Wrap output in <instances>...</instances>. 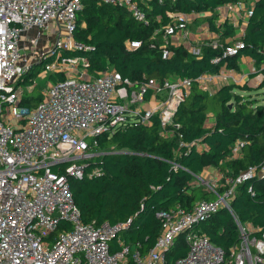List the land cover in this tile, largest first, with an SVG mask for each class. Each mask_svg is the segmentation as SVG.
I'll return each instance as SVG.
<instances>
[{"label":"built area","instance_id":"obj_1","mask_svg":"<svg viewBox=\"0 0 264 264\" xmlns=\"http://www.w3.org/2000/svg\"><path fill=\"white\" fill-rule=\"evenodd\" d=\"M96 1L123 7L134 19L149 23L140 0ZM81 7L82 0H0V264H165L166 252L180 235L187 251L174 264L264 263V230L240 221L230 204L238 184L264 177V159L233 176L218 168L195 174L193 183L212 191L215 198L196 200L190 209L177 205L155 210L160 231L144 253L138 243L131 250L122 240L116 250L110 247L114 236L128 228L130 218L116 224L82 221L69 179L86 175L85 160L94 154L96 136L126 124L147 123L153 115L158 116L163 134H174L167 126L178 127L173 114L192 83L210 91L217 74L204 72L194 80L173 76L160 83L148 78L138 86L110 68L90 74L85 56L67 54L87 48L73 37ZM198 13L166 11L169 20L155 30L161 34L157 48L162 58L170 55L173 37L187 39V25ZM49 31L55 36L47 48H23L24 36L32 46ZM127 43L135 49L141 41ZM208 43L218 45L217 40ZM242 47L243 41L237 39L211 61L233 56ZM188 49L200 52L199 46ZM37 63L57 78L49 80L42 98L29 106L24 91L33 84L17 80ZM148 91L151 102L145 97ZM195 145H200L198 140ZM241 146L236 140L228 158ZM92 174H99V169L88 173ZM248 191L252 192L251 185ZM220 208L231 214L238 231L239 241L228 252L196 228Z\"/></svg>","mask_w":264,"mask_h":264},{"label":"trees","instance_id":"obj_2","mask_svg":"<svg viewBox=\"0 0 264 264\" xmlns=\"http://www.w3.org/2000/svg\"><path fill=\"white\" fill-rule=\"evenodd\" d=\"M241 1L140 0L149 19L145 24L118 5L82 0V7L75 15L73 37L87 48L67 51V54L85 56L90 74L110 68L133 81L134 86L148 78H155L158 83L173 76L194 80L204 72L217 73L224 64L235 66L233 58L244 52L254 61L255 75H262L258 87L244 81L209 91L193 82L173 114L172 121L178 123V127L167 126L174 134H163L158 116L153 115L147 123L126 124L96 136L94 154L85 160L86 175L82 179L70 178L69 183L83 222L100 224L106 220L116 224L130 218L128 228L110 241L112 250H116L118 240H122L131 250L138 243L144 253L154 245L160 231V219L155 216V210L177 205L190 209L196 200L214 199L212 191L193 183L195 174L214 166L225 175L233 176L264 159V103L249 92L241 93L264 86V0H255L252 5L238 38L243 41L238 53L211 61L224 45L236 39L234 25L226 18L219 24L214 22L216 9ZM168 10H194L200 14L209 10L210 14L202 16L216 33L218 45L214 47L203 40L198 44L200 52L196 55L182 43L172 44L168 46L170 55L162 58L157 48L161 34L155 30L169 20ZM134 39L141 41L135 49L127 43ZM41 66L35 64L17 82L31 83L32 75ZM48 78L55 80L57 76L49 73ZM34 88L35 85L25 90V94ZM41 91L35 101L24 95V103L35 105L42 98ZM150 93L148 91L145 97ZM197 140L199 146L195 145ZM236 140L242 142L240 151L228 158ZM174 162L180 166L173 167ZM94 168L99 169V174L89 176ZM250 185L252 192L248 191ZM230 204L240 221L264 230V177L238 184ZM196 228L227 252L239 241L236 225L225 208L200 221ZM186 251L180 235L166 252L165 264H174Z\"/></svg>","mask_w":264,"mask_h":264},{"label":"crops","instance_id":"obj_3","mask_svg":"<svg viewBox=\"0 0 264 264\" xmlns=\"http://www.w3.org/2000/svg\"><path fill=\"white\" fill-rule=\"evenodd\" d=\"M254 1L255 0H243L241 2L228 3V4L221 5V6L217 7V9H216L217 16H215L214 22L216 24H219V22H221L222 20H224L226 18L229 23H232L234 25L235 34L233 37L236 38L235 40H237L243 32L244 25L246 23V20H247L248 15L251 11V8H252ZM200 13L194 15V17H191V20L188 24L198 23V18H205L204 16H202V14L206 15V14H210L211 12L210 11L209 12L204 11V12H202V14H200ZM200 27L201 26L198 25V27H197L198 31H197V33H195L194 39L189 38V30L187 28V30H188L187 39L184 40V39H182V37H179V36L173 37V43L174 44L182 43L186 47L191 48L193 46H198V44L200 42H202L203 40L204 41L218 40L216 33H213L210 30V28L208 26V21H207L206 25L204 27H202L205 30L200 29ZM31 31L32 30H30L29 32H31ZM49 32H47L48 38L50 36ZM227 39H229V38H227ZM22 46L24 49H32L31 45L29 43V40L25 36L22 40ZM45 47H46V45L40 46L39 49H45ZM188 50H190V49H188ZM238 56L240 57L238 60H236V58H235L236 56L233 58V64L235 66L228 67V66H225V64H224L219 68L218 72L215 73L217 75L214 77L213 82L210 85V91H214L215 89H217L218 87H220L221 85H224V84H230V83L242 84L244 81L247 82V80L250 79L251 74L255 75L254 72L256 70V66H255L252 58L244 52H240L238 54ZM246 69H247V71H246ZM234 76L238 77V79L241 78V80L235 82V80H233ZM259 76H261L260 73L256 74L257 78H259ZM244 91H241V93H244ZM246 93H248V92H246ZM147 99L149 102H151L153 100V98L149 97V95H148ZM206 170H207L208 174L212 173V170H210V168H207Z\"/></svg>","mask_w":264,"mask_h":264},{"label":"rangeland","instance_id":"obj_4","mask_svg":"<svg viewBox=\"0 0 264 264\" xmlns=\"http://www.w3.org/2000/svg\"><path fill=\"white\" fill-rule=\"evenodd\" d=\"M192 17H194V15H192ZM206 23H207V19L198 18V23L188 24L187 28L189 30V38L194 39L195 33H197V31H198L197 30L198 25H200L201 27H204L206 25ZM50 26H52V23ZM49 34H50V36L48 38L47 34L43 33L38 38L37 43L32 45L31 48L32 49H39L40 46H45V45H46L45 48H47V46L51 45V43L53 42L52 38H53V36H55V34L52 33V31H50ZM28 36H32V31L29 32ZM235 58H236V60H238L240 57L238 55H236ZM246 71H247V69H246ZM48 74H49V72H45V73L43 72V68L41 66L39 68V70L35 74L32 75V84L35 85V88L32 91H30V93H26L25 96L31 97V99L35 101V98L38 95L39 90L45 88L47 86V83L49 82L50 78H48ZM261 80H262V75L259 76V78H257L256 75L251 74L250 79L247 80V83L251 87H256V86L258 87ZM24 85L26 86V84H24ZM256 90H257V92L255 93ZM245 91L251 93L253 96H256L261 102L264 103V86L261 88L252 89L250 91H248V90H245ZM245 91H244V93H246ZM230 105H232V103H230ZM209 121H210V119H208V122ZM209 168H210V170L213 171L216 167L209 166Z\"/></svg>","mask_w":264,"mask_h":264},{"label":"water","instance_id":"obj_5","mask_svg":"<svg viewBox=\"0 0 264 264\" xmlns=\"http://www.w3.org/2000/svg\"><path fill=\"white\" fill-rule=\"evenodd\" d=\"M41 63V62H40ZM231 105L229 104V107H230Z\"/></svg>","mask_w":264,"mask_h":264}]
</instances>
